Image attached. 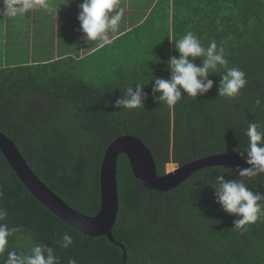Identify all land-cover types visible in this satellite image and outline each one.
<instances>
[{
    "label": "trees",
    "instance_id": "1",
    "mask_svg": "<svg viewBox=\"0 0 264 264\" xmlns=\"http://www.w3.org/2000/svg\"><path fill=\"white\" fill-rule=\"evenodd\" d=\"M133 6L129 27L122 19L111 43L83 56L78 50L0 66V131L48 188L87 216L99 210L101 162L114 139H141L163 175L170 161L182 166L214 154H246L248 124L264 123V0H149L144 8ZM188 31L205 47L215 41L225 49L229 67L246 73L248 83L237 98L219 95L221 70L209 74L213 87L196 99L182 90L173 108L159 102L151 77L170 79L167 62L179 58L175 41ZM118 40H125L123 52L115 50L116 56L94 62L95 68L83 66ZM193 62L201 66L202 58ZM138 82H149L143 85L145 108L116 107L127 87L135 91ZM248 167L209 166L174 188L156 191L137 182L120 154L112 235L125 248L124 263L118 245L81 233L37 201L0 151V205L9 213V226L23 229L10 238V247L27 254L31 244L46 245L55 249L60 264H68L69 257L77 264H264V221L243 233L235 229L239 217L221 208L211 186L218 176L241 179L237 169ZM247 183L264 195V176ZM63 233L74 240L68 249L59 247Z\"/></svg>",
    "mask_w": 264,
    "mask_h": 264
},
{
    "label": "clouds",
    "instance_id": "2",
    "mask_svg": "<svg viewBox=\"0 0 264 264\" xmlns=\"http://www.w3.org/2000/svg\"><path fill=\"white\" fill-rule=\"evenodd\" d=\"M0 4V17L13 20L24 19L36 8L44 9L49 15H56L51 0H0ZM120 4L121 0H83L79 5L78 20L86 42H97L101 47L111 43L109 34L118 32L124 16ZM175 47L180 55L179 58L173 56L167 62L171 71L170 79L151 77V80L154 79L153 93L158 94L159 102L169 109L182 100V90L192 99L207 93L213 87V81L208 79L210 73L222 70L219 87L221 97L233 100L246 87V73L237 67H229L225 49L218 47L215 41L205 47L193 32L188 31L175 41ZM196 58H202L201 66L193 62ZM147 84L149 82H138L135 91L131 86L127 87L125 96L117 99L115 106L129 110L145 108L147 94L143 92V85ZM245 134L247 147L244 152L250 167L237 169L241 177L239 180H225L218 176L211 184L221 208L239 217L234 221V228L242 233L248 230L247 226L264 221V195L254 193L247 183V180L264 176V123H249ZM3 198L4 193L0 192V200ZM8 217L7 209L0 205V264H60L55 249L43 244H31L27 254L12 249L10 238L20 234L23 229L19 226L10 227ZM58 243L61 249H68L73 246L74 240L72 235L63 233ZM68 264H77V261L69 257Z\"/></svg>",
    "mask_w": 264,
    "mask_h": 264
},
{
    "label": "water",
    "instance_id": "3",
    "mask_svg": "<svg viewBox=\"0 0 264 264\" xmlns=\"http://www.w3.org/2000/svg\"><path fill=\"white\" fill-rule=\"evenodd\" d=\"M0 151L12 170L16 173L27 191L56 217L72 228L89 236H105L111 243L118 245L123 252L124 246L112 235V228L118 211V194L116 184L117 158L124 154L131 171L140 185L156 191H167L176 187L194 172L218 165L246 166L247 154L223 153L198 158L185 165L178 166L163 175H158L155 160L149 148L141 139L132 135H123L109 143L100 167V207L94 216L77 212L67 205L57 194L48 188L29 167L24 157L4 133L0 131Z\"/></svg>",
    "mask_w": 264,
    "mask_h": 264
},
{
    "label": "rangeland",
    "instance_id": "4",
    "mask_svg": "<svg viewBox=\"0 0 264 264\" xmlns=\"http://www.w3.org/2000/svg\"><path fill=\"white\" fill-rule=\"evenodd\" d=\"M51 2L54 4V9L58 7H65L66 8H76L74 11H68V9L61 10V15L63 17V20L60 19V28H59V39H57V29H49V27L44 28L43 32L39 29V27H35V34H34V41L35 42H29L25 41L27 39L26 34H28L27 28L29 27V24L33 25V20H35V17L32 14H28L29 17H27L22 25L21 24H14L11 31L10 27L4 30V20L3 17H0V66H11L13 63L16 64H28L32 63L30 60H40L41 59H48L52 60L53 58L56 59L55 53H53V43L52 41H58L59 43V49L62 52H65L63 55L67 54H76V51L80 52L78 54L79 56H83L87 54V51L90 50L92 47L98 46L97 42H86L83 39V33L80 29V23L78 20V15L80 12L79 5L83 2V0H60L61 6L59 4H56V0H51ZM149 0H121L120 6L124 9V16L123 19L125 21V27H129L128 18L129 14L132 11L133 3L137 6L143 7L148 5ZM2 7V6H1ZM53 9V10H54ZM79 9V10H78ZM142 9V8H139ZM60 15V16H61ZM50 17H54V20L58 22L55 18L57 17V14L55 16L50 15ZM55 24V23H53ZM48 26V25H47ZM53 27V26H51ZM55 27V26H54ZM110 35V34H109ZM111 37V36H110ZM80 38V39H79ZM14 42L16 44H14ZM30 46L31 53H35L33 56L28 55V52L25 50V52H22V46L23 45ZM32 43V44H31ZM22 44V45H21ZM51 44V46L49 45ZM125 44L124 41H114L112 43L113 46L109 48H105L103 51L98 50L94 55L86 58L83 61V66L86 68H95L94 62L97 61V64L101 63L102 58H110L111 56H116L117 53H115V50L119 52H123V46ZM28 46V50H29ZM45 47V49L42 51L41 48ZM67 49V50H66ZM67 51V53H66ZM115 54V55H114ZM105 68H109V65H104ZM175 168V165L171 163H167L165 166V171H171Z\"/></svg>",
    "mask_w": 264,
    "mask_h": 264
},
{
    "label": "crops",
    "instance_id": "5",
    "mask_svg": "<svg viewBox=\"0 0 264 264\" xmlns=\"http://www.w3.org/2000/svg\"><path fill=\"white\" fill-rule=\"evenodd\" d=\"M1 6H2V4H0V7ZM66 7H68V6L58 7V8H55L54 9V12L57 14V17L55 19L58 20V22L54 20V17L53 18L52 17H49V14L44 9H42V8H36V9L31 10L29 14H32L35 17V20H33V25L32 24H29V27L27 28L28 34H26L27 39L25 41H29V42H32L33 41V42H35L34 41L35 27H39V29L42 32H43V29L44 28H47V27H49V29H52V30L57 29L56 37H57V39H59V28H60V24L59 23H60V19L63 20V17L61 15V10H64L65 11L66 9H68V11H72V10L74 11V9H76V8H72L71 9L70 7L69 8H66ZM27 17H29V16L27 15L24 18V21H25V19ZM3 20H4V30L5 29L8 30V28L10 27L11 28L10 30L13 31L12 27H13V25L15 23L16 24H21V25L23 23V20L22 19H15V20H13V19H9V18L3 17ZM53 23H55V24H53ZM51 26H53V27H51ZM109 36H111L110 39L112 40L113 39V36L111 35V33H110ZM52 43L54 45V47H53V53H55V55L57 56L56 58H58L59 56H62L65 52H62L61 50H58L59 49V43H58V41H52ZM14 44H16V43L14 42ZM49 45L51 46V44H49ZM28 46H29V44L26 45V43H25V45L22 46V52H25V50H26L28 52V55H31L32 54V56H33L35 53H31L30 52V51H32L30 49V46L31 45L29 46V50H28ZM95 48L96 47H92L90 50L87 51V53L93 51ZM44 49H45V47H42L41 48L42 51ZM66 53H67V51H66ZM79 54H80V52H79ZM41 60L42 61L49 60V58L48 59H41ZM30 61L31 62H39L40 60H36V61L30 60Z\"/></svg>",
    "mask_w": 264,
    "mask_h": 264
}]
</instances>
